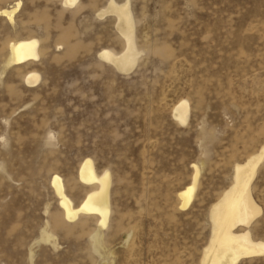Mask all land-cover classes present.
Here are the masks:
<instances>
[{"label": "rangeland", "instance_id": "374dc122", "mask_svg": "<svg viewBox=\"0 0 264 264\" xmlns=\"http://www.w3.org/2000/svg\"><path fill=\"white\" fill-rule=\"evenodd\" d=\"M108 1L0 0L20 2L14 21L0 15V264H201L211 205L264 144V0H128L141 54L127 74L99 57L124 48L114 15L98 14ZM26 37L40 57L6 67L9 43ZM182 100L185 125L172 116ZM87 157L111 172L105 227L68 220L52 186L59 175L78 204ZM252 193L264 240V161Z\"/></svg>", "mask_w": 264, "mask_h": 264}, {"label": "bare ground", "instance_id": "6f19581e", "mask_svg": "<svg viewBox=\"0 0 264 264\" xmlns=\"http://www.w3.org/2000/svg\"><path fill=\"white\" fill-rule=\"evenodd\" d=\"M79 0H63L65 6L73 7ZM20 2L15 7L0 8V15L14 21ZM99 15H114L115 27L124 39V48L120 52L104 48L99 57L113 66L118 72L127 74L136 66L141 51L136 46L135 24L128 0L117 3L109 0ZM40 40L37 37L20 38L9 43L5 66L12 67L35 62L40 57ZM40 80V74L31 71L25 75L29 86ZM173 117L185 125L190 115L187 100H182L173 108ZM264 161V144L244 161L233 165L232 183L211 205L209 218L211 236L202 251L201 264H238L243 258L264 256V240L255 239L251 232L252 224L261 216L263 209L255 200L252 184L258 168ZM192 181L179 192L182 207H187L193 200L200 167L194 165ZM78 179L85 186L91 187L82 200L76 204L67 194L64 182L59 175L52 178V186L68 220L75 221L80 215H95L100 227H105L110 213V190L112 176L109 169L98 172L92 158H85L78 169Z\"/></svg>", "mask_w": 264, "mask_h": 264}]
</instances>
